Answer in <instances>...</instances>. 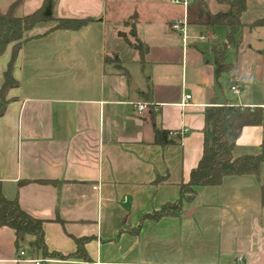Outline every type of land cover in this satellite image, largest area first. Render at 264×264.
I'll return each mask as SVG.
<instances>
[{
  "label": "crops",
  "instance_id": "0c3cea01",
  "mask_svg": "<svg viewBox=\"0 0 264 264\" xmlns=\"http://www.w3.org/2000/svg\"><path fill=\"white\" fill-rule=\"evenodd\" d=\"M116 1L56 0L55 18L91 22L76 31L37 24L15 54L9 43L0 55V87L12 58L16 81L0 115L3 195L43 221L48 251L73 253L76 239L89 238L84 249L93 264H264V163L257 177L228 176L219 186L199 187L179 216L145 220L131 233L144 214L179 199V184L202 155L206 110L226 103L260 109L262 124L242 129L233 156L259 152L264 27L248 26L264 18V0H246L239 43L225 55L228 72L214 64L227 31L208 24L226 6L195 0L184 45L170 28L182 16L180 7L128 0L116 16ZM42 3L0 0V12L16 4L15 17H24ZM132 26L148 47L143 62L125 42ZM113 54L121 69L105 63ZM185 95L190 99L183 105ZM142 102L151 107L138 115L133 105ZM155 130L186 132L160 146ZM23 251L20 256L14 232L0 228V264H34Z\"/></svg>",
  "mask_w": 264,
  "mask_h": 264
},
{
  "label": "trees",
  "instance_id": "16d2710c",
  "mask_svg": "<svg viewBox=\"0 0 264 264\" xmlns=\"http://www.w3.org/2000/svg\"><path fill=\"white\" fill-rule=\"evenodd\" d=\"M217 4L226 6L228 11L211 15L208 24L211 26H222L227 35L224 47L225 55L229 46L239 43L238 33L243 29L240 16L246 9V0H215ZM56 0H43L41 7L34 13L15 17L12 5L7 13L0 12V55L9 43H14V51L26 41L24 34L31 31L37 24L54 22V30L76 31L91 22L90 19H57L54 17ZM128 24V23H127ZM264 27V18L255 21L248 26ZM126 44L138 54L139 62H143L148 47L141 42L134 31L130 28ZM214 52L216 50L214 49ZM225 55L215 57L214 64L219 72H228L231 65L226 63ZM105 63L112 64L116 69H121L118 57L113 54L105 57ZM13 58L10 60L4 72V80L0 87V115L4 112L9 100L5 97L6 91L16 84L12 77ZM205 131L203 150L201 158L189 173L188 181L179 184V199L176 202L165 203L159 210L144 214L138 226L131 233H137L141 223L145 220L158 221L163 217L179 216L182 212V202H191L199 187H216L228 176L253 175L258 176L259 169L264 163V141L260 150L255 155L233 156L237 139L244 127L259 126L262 124V112L260 109L241 107L235 104H224L206 110ZM171 133L155 130L154 143L165 146L173 144L170 139ZM261 204L264 206V187H261ZM0 228H8L14 232L15 244L20 252L26 253L29 258L57 259V260H80L86 264H93L87 255L84 244L89 238L76 239L77 249L73 253L62 254L56 251H48L44 240L43 221L36 219L26 213L19 206L16 199H6L2 193L0 183Z\"/></svg>",
  "mask_w": 264,
  "mask_h": 264
},
{
  "label": "built area",
  "instance_id": "2783aa9c",
  "mask_svg": "<svg viewBox=\"0 0 264 264\" xmlns=\"http://www.w3.org/2000/svg\"><path fill=\"white\" fill-rule=\"evenodd\" d=\"M195 2V0H169V3L175 6H178L182 9V16L176 20H174L171 24H170V28L172 31L180 34L182 36V40L184 45H186L187 42V27H188V16H189V8L191 7V5ZM200 40H203L204 37L201 36L199 37ZM231 91L233 93H237L238 92V88H236L235 86L231 87ZM190 99L189 95H185L183 97V105L187 103V101ZM150 105L148 103L142 102V103H137L135 105H133V109L135 111L136 114L141 115L144 112L150 110ZM184 132H186L185 130H183L182 132L179 133H171L172 136L178 137L182 134H184ZM20 256H24L23 252H20ZM32 263L34 264H41V262L43 260H39V259H31L30 260Z\"/></svg>",
  "mask_w": 264,
  "mask_h": 264
},
{
  "label": "rangeland",
  "instance_id": "374dc122",
  "mask_svg": "<svg viewBox=\"0 0 264 264\" xmlns=\"http://www.w3.org/2000/svg\"><path fill=\"white\" fill-rule=\"evenodd\" d=\"M128 2H129L128 0H117L115 2L114 9H115V15L116 16H118L119 14H121L122 12H124L127 9V7L129 6ZM223 45L224 44H220V45L215 46V50L217 52V53H215V57H220V56L225 55L226 47H224Z\"/></svg>",
  "mask_w": 264,
  "mask_h": 264
},
{
  "label": "water",
  "instance_id": "95a60500",
  "mask_svg": "<svg viewBox=\"0 0 264 264\" xmlns=\"http://www.w3.org/2000/svg\"><path fill=\"white\" fill-rule=\"evenodd\" d=\"M121 36H122V37H126V35H125V34H121Z\"/></svg>",
  "mask_w": 264,
  "mask_h": 264
}]
</instances>
